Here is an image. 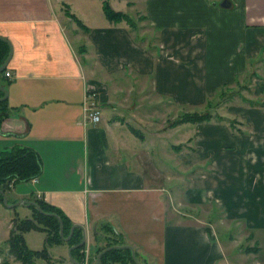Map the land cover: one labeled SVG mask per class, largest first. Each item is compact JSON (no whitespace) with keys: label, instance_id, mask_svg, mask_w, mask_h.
Here are the masks:
<instances>
[{"label":"crops","instance_id":"obj_1","mask_svg":"<svg viewBox=\"0 0 264 264\" xmlns=\"http://www.w3.org/2000/svg\"><path fill=\"white\" fill-rule=\"evenodd\" d=\"M227 1L222 8L210 0H143L149 35L139 39L104 18L101 0L97 23L81 22L85 31L66 23L60 5L77 16L65 0H0V36L11 47L9 77L0 74L8 106L2 129L13 138L10 149L39 157V174L24 181L32 197L84 228L87 264H95L107 229L143 264H264V103L235 102L230 116L220 115L235 132L221 120L156 126L162 105L201 104L258 59L264 83V0ZM86 92L99 120L82 124ZM159 153L176 173L168 186L153 163ZM21 199L30 200L13 196ZM178 205L219 208L217 221L242 231L243 243L216 230V219L185 215ZM81 250L70 255L79 264ZM52 257L73 264L66 254Z\"/></svg>","mask_w":264,"mask_h":264},{"label":"rangeland","instance_id":"obj_2","mask_svg":"<svg viewBox=\"0 0 264 264\" xmlns=\"http://www.w3.org/2000/svg\"><path fill=\"white\" fill-rule=\"evenodd\" d=\"M110 7L115 11H121L125 13L129 19V22H123L125 25H127L133 32L134 36H136L139 39H147L149 35V26L147 22V18L143 13V7H142V1L143 0H107ZM215 1L216 5L219 4L222 0H210ZM65 2H68L70 5V12L75 14L77 18L81 19V22L87 25H92L97 23L98 18L95 16L98 11V0H65ZM97 9V10H96ZM61 14L67 17V7L62 4L60 5ZM100 11V10H99ZM101 13V11H100ZM66 23L68 25L76 26L79 28L68 16V20H66ZM79 50V49H78ZM79 53V51H78ZM261 65L262 61L261 59L255 60L252 63V66L247 67L248 69L246 72L239 77L236 76V79L233 80L230 83L220 85L212 94L206 96L204 98V101H202L201 104L197 105H184L183 109L180 111H176L174 107H160L159 109H156L155 117L157 119L156 126L164 127V126H174L171 123L180 117V115L184 113H190V112H196V113H208L211 116V120L213 121H219L216 119V116L224 115V116H230L229 110H235L234 103H246V101H254L258 104L264 103V93H260L258 95L257 86L259 83H261V79L259 75H261ZM3 74V72H2ZM260 104V105H261ZM142 105V104H140ZM161 106V105H160ZM142 112H148V109H139ZM153 114V113H152ZM151 114V115H152ZM234 116V115H233ZM221 121H224L228 124V120L223 119ZM2 122V121H1ZM0 122V152L3 150H9L11 148V142L12 137L10 135H6L3 132L2 125ZM181 124V123H180ZM185 127H188L191 129L193 124L190 123H184ZM145 125V124H144ZM229 126V125H228ZM234 123L232 124V128H230V131H236L233 129ZM135 127V128H133ZM130 131L137 132L139 131L140 127L138 125L132 124V127L129 126ZM188 128H184V144L188 142V138L190 137ZM141 130V129H140ZM143 132V131H142ZM7 133V132H6ZM243 135L247 136V130L243 132ZM187 138V139H186ZM159 155H161L159 153ZM159 157V156H158ZM153 160V159H152ZM154 165L156 168V173L161 175L162 181L160 183H164V185L168 186L170 183L173 184L172 177L176 175L175 172H172L168 168L169 166H165L164 162V156H160L159 158L154 159ZM207 167L205 166V170ZM187 176V173H184V177ZM169 177L168 179H166ZM171 182H167L170 181ZM28 181V180H27ZM10 185V186H9ZM8 185L7 188L4 189L3 193L5 196L6 204L10 205L13 204L15 201H13V196L15 194H24V196L29 197V199H32V195L34 194V188L26 182H17L14 187L12 188V182ZM180 185L177 187H174L172 190L174 191V202L176 199V194L179 193L178 191ZM176 206V204H174ZM177 210L184 211L185 215H202V218L204 220L210 219L214 220V227L219 229L218 231L220 233H223L225 231H229L232 233V236L235 238L234 242H232L233 245L238 244L242 241L241 238H243L244 233L241 231L238 232V228H233L232 224L224 222V221H217V218L219 215L222 214L219 208L214 207L213 205L209 206H200V207H184L181 208V206L178 205ZM34 214V211L29 208L22 205H16L12 208L7 207L3 205L2 200H0V261L2 259H7L9 261V264H20L18 261L14 260L11 255L7 253V245L6 241L9 237V234L11 230L14 228L15 223H17L20 219L28 218L32 220L30 217ZM35 216V214L33 215ZM211 221V222H212ZM39 227L44 226V222L40 221L38 223ZM110 234V233H107ZM59 235V234H58ZM47 236L46 229H39L30 227L27 230H25L22 233V237L24 239V243L26 247L30 250H40L43 247H45V238ZM60 240L57 242H49L47 244V257L44 258H36L35 263L36 264H57V262L54 260L53 256H56L57 254H66L65 251V245L66 241L62 239V237H65L62 235L59 236ZM113 237V235H111ZM115 237V236H114ZM106 242V238H105ZM264 243V241H262ZM243 243V241H242Z\"/></svg>","mask_w":264,"mask_h":264},{"label":"trees","instance_id":"obj_3","mask_svg":"<svg viewBox=\"0 0 264 264\" xmlns=\"http://www.w3.org/2000/svg\"><path fill=\"white\" fill-rule=\"evenodd\" d=\"M101 10L104 18L111 23H118L121 21L129 22L127 15L121 11L113 10L108 4L107 0H101ZM71 19H73L74 23L81 28L82 30H86L87 28L81 23L79 19H77L74 15L67 13ZM8 53V47L6 43L0 40V65L4 61L6 55ZM5 70V69H4ZM1 71L0 74H2ZM4 84V83H3ZM0 81V86H1ZM259 92H264V83L259 84ZM2 92L0 91V97H2ZM250 105H259L260 104L254 101H247ZM8 112V106L6 104V99L0 101V122L6 117ZM217 120H223V117L216 116ZM211 120V116L208 113H184L180 115L177 119H175L171 124L176 125L180 123H202L208 122ZM229 127L232 126V121L228 120ZM232 128V127H231ZM40 172V160L38 155L30 148L26 147H16L9 150H4L0 152V189L4 191L5 188L12 182V184L17 182H24L31 178H35ZM1 200V196H0ZM34 201L39 208L43 212L54 213L56 214L62 223V235L67 236L70 222L67 217L56 207L51 206L49 204L44 203L42 200L32 197L31 199ZM34 211L35 216L32 215L30 217L32 220L25 218L20 219L17 223H15L14 228L11 230L9 237L6 241L7 245V253L13 257L14 260L18 261L20 264H36V258H44L47 257V249L46 246L49 242H57L60 240L58 235V223L56 219L52 216H46L38 213L33 206H27ZM40 221L44 222V226L39 227L38 223ZM30 227L46 229L47 236L44 240L45 247L40 250H30L26 247L24 243V239L22 237V233ZM110 234L107 232H103V238H106V242L103 246L98 247L94 250L92 255L93 260L96 254L102 250L103 248L111 245H120L118 240L113 236L111 231L107 229ZM81 232L77 228H73L72 234L70 238L66 241L68 246H72L77 244L80 241ZM84 245L75 248L70 251L77 252L80 249H83ZM82 256V253H79ZM136 256V255H135ZM92 263V261H91ZM0 264H9V261L5 258L0 261ZM99 264H134L130 253L127 249L122 248H112L104 253H102L99 257ZM143 264V263H140Z\"/></svg>","mask_w":264,"mask_h":264},{"label":"water","instance_id":"obj_4","mask_svg":"<svg viewBox=\"0 0 264 264\" xmlns=\"http://www.w3.org/2000/svg\"><path fill=\"white\" fill-rule=\"evenodd\" d=\"M219 6L222 7V8H226V7L229 6V2H228L227 0H223V1H221V2L219 3ZM0 40L3 41L4 43H6V45H7V47H8V53H7V55H6L5 59H4V61H3L2 64L0 65V72H1V71H3V70L5 69L6 64H7L8 60H9V58H10V56H11V47H10V43L8 42V40H7L6 38L0 36ZM0 91H1L2 94H3L2 97H0V101L5 100V99H6V95H7L6 90H5L2 86H0ZM0 196H1V200H2L3 205H5V206H7V207L12 208V207H14V206H16V205H22V206L27 207V206L30 205V206H33V207L36 209V211H37L38 213H40V214H42V215L52 216V217H54V218L56 219L57 223H58V234H59V236L62 237V223H61L60 218H59L56 214H54V213L43 212V211L39 208V206H38L34 201H32V200H28V199L16 200L13 204L7 205V204H6V200H5L4 193H3V191H2L1 189H0ZM75 227H77V228L80 229V232H81V238H80V241H79L77 244L68 247V249H67V251H66V256H67V258H68L73 264H79L78 262H74V261L72 260V258H71V256H70V251L73 250V249H75V248H78V247L84 245V242H85V230H84V228H83L81 225L72 224V225L70 226V228H69V231H68L67 236L62 237V239H63L64 241H67V240L70 238L71 234H72L73 228H75ZM112 248H122V249H127V250L129 251V253H130V257H131L133 263H134V264H140V262L137 260L135 254H134V250H133V248H132L130 245H127V244H123V245H111V246H107V247L103 248V249L100 250V251L96 254V256H95V264H99V257H100V255H101L102 253H104V252H106V251H108V250H110V249H112Z\"/></svg>","mask_w":264,"mask_h":264},{"label":"built area","instance_id":"obj_5","mask_svg":"<svg viewBox=\"0 0 264 264\" xmlns=\"http://www.w3.org/2000/svg\"><path fill=\"white\" fill-rule=\"evenodd\" d=\"M4 77H9V72L4 70ZM82 124L85 120L90 122H97L99 120V109L95 103L94 97L90 92H86L83 97L82 102ZM31 182L34 181V178L29 179ZM10 186V185H9ZM87 246L84 244L83 249L81 250L82 258L80 264H87Z\"/></svg>","mask_w":264,"mask_h":264}]
</instances>
